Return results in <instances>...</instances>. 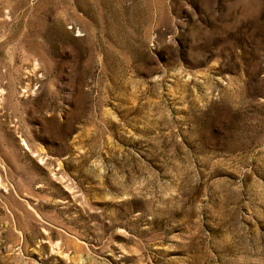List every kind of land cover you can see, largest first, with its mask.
Segmentation results:
<instances>
[{
	"label": "rangeland",
	"instance_id": "374dc122",
	"mask_svg": "<svg viewBox=\"0 0 264 264\" xmlns=\"http://www.w3.org/2000/svg\"><path fill=\"white\" fill-rule=\"evenodd\" d=\"M0 264H264V0H0Z\"/></svg>",
	"mask_w": 264,
	"mask_h": 264
}]
</instances>
